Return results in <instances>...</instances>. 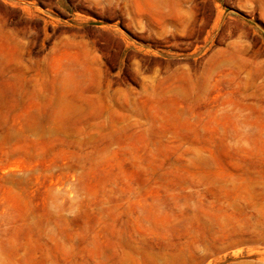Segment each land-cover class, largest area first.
<instances>
[{"label": "rangeland", "instance_id": "374dc122", "mask_svg": "<svg viewBox=\"0 0 264 264\" xmlns=\"http://www.w3.org/2000/svg\"><path fill=\"white\" fill-rule=\"evenodd\" d=\"M0 264H264V0H0Z\"/></svg>", "mask_w": 264, "mask_h": 264}]
</instances>
